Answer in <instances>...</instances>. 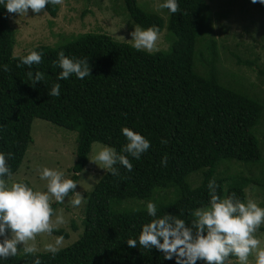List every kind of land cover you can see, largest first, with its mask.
I'll use <instances>...</instances> for the list:
<instances>
[{
	"label": "trees",
	"instance_id": "obj_1",
	"mask_svg": "<svg viewBox=\"0 0 264 264\" xmlns=\"http://www.w3.org/2000/svg\"><path fill=\"white\" fill-rule=\"evenodd\" d=\"M123 2L136 24L163 29V17L144 10L137 0ZM203 4L204 0H178L176 13L165 9L167 29L176 36L169 50L137 51L130 43L114 40L106 33L86 32L57 46H34L43 55L40 64L31 69L17 67L20 56L12 55L15 34L8 13L0 8V64L8 67L7 72L0 70V151L13 153L7 163L14 174L32 141L35 118L77 131L70 176L75 181L89 162L93 141L119 151L125 142L121 126L140 131L150 141L149 150L140 160L129 158L133 164L130 172L117 164L118 175L103 173L87 194L83 234L55 256L36 253L41 264H175L174 260H163L155 248H130L125 240L135 237L140 224L147 222L146 209L118 211L112 207L114 203L149 198L158 187L175 186L180 196L169 204L158 205L157 213L178 214L180 209L184 218L190 219V210L207 203L209 178H215L218 194L235 192L242 200L246 198L245 185L260 184L247 178L225 189V179L216 176L221 159L249 163L260 158L253 129L263 116L264 105L221 81L215 65L214 38L206 43L207 55L213 50L210 58L202 59L208 67L206 72L197 69L199 41L213 32ZM58 9V5H46V12L53 17ZM61 49L65 55L88 58L91 74L82 80L70 76L57 81L60 69L52 62ZM30 70L41 71L45 83L29 85ZM55 82L60 84V96L51 97L47 86ZM161 139L167 143L162 144ZM164 155L167 164L161 166ZM201 169L203 179L193 188L186 177ZM59 205L53 202L51 206L56 210ZM54 234L68 233L58 229ZM32 258L18 251L4 264H31Z\"/></svg>",
	"mask_w": 264,
	"mask_h": 264
},
{
	"label": "clouds",
	"instance_id": "obj_2",
	"mask_svg": "<svg viewBox=\"0 0 264 264\" xmlns=\"http://www.w3.org/2000/svg\"><path fill=\"white\" fill-rule=\"evenodd\" d=\"M250 2L264 5V0ZM62 4L63 0H0V8L19 17L27 16L29 9L36 14L34 16L44 15L46 5ZM158 7L167 9L170 14L176 13L178 0H160ZM133 29L129 33L131 38L127 39L131 47L137 51L153 52L159 38L158 26L135 24ZM24 52L17 67L28 66L31 69L33 65L40 64L42 52L35 47L26 48ZM12 55L15 58V51ZM52 64L60 69L56 74L57 81L67 80L70 76L82 80L91 74L88 58L65 55L63 49L56 53ZM0 70L7 72V65L0 64ZM27 76L31 86L44 82V74L39 70L35 73L30 70ZM47 94L60 96V84L55 82L47 86ZM120 133L125 142L119 151L108 144L93 141V155L88 158L114 176L119 174L117 164L130 172L133 164L129 158L138 161L150 148L149 139L140 131L121 126ZM161 143L167 141L161 139ZM12 156V152L0 151V264L17 256L18 251L25 257L31 255V264H41L36 253L43 251L55 256L64 239L62 235H53L66 224V219L63 209L54 210L52 203L78 207L84 196L75 190L80 184L70 178L65 168L37 167L39 180L43 182L40 188L25 180L13 179L14 173L7 163ZM160 164H167V155L161 157ZM206 187L207 203L190 210V219H185L180 209L178 214L164 211L158 215L156 203L145 201L149 219L140 224L135 237L125 240L126 244L130 248L148 251L155 248L163 260H174L175 264H197V261L201 264H264V245L254 235L264 223V207L251 198L242 200L235 192L218 194L214 177L208 179ZM38 235L41 237L39 247L36 243ZM45 236L50 239L45 240ZM230 257H234V261Z\"/></svg>",
	"mask_w": 264,
	"mask_h": 264
},
{
	"label": "rangeland",
	"instance_id": "obj_3",
	"mask_svg": "<svg viewBox=\"0 0 264 264\" xmlns=\"http://www.w3.org/2000/svg\"><path fill=\"white\" fill-rule=\"evenodd\" d=\"M140 7L151 13H156L164 19V27L159 32L156 49L169 50L176 36L167 29V13L160 9V0H137ZM203 13L209 16L213 27L212 36L199 41L196 49L195 63L199 72L204 73L207 65L202 60L210 58L213 52L208 50L206 43L209 38L216 41V62L219 77L222 82L238 92L257 98L264 105V5L251 3L250 0H204ZM55 17L48 12L34 16L29 9L27 16L16 13L7 14L15 34L14 50L16 55H23L24 49L39 44L57 46L74 39L78 34L106 33L114 40L131 44L129 33L136 23L127 11L123 0H63L58 5ZM42 14V12L40 13ZM198 54V59H197ZM201 57V58H200ZM258 140L260 158L253 162H241L232 159H221L216 169V176L224 178V188L229 184L243 182L244 179H254L260 184L248 183L244 186L246 198L253 199L264 207V112L261 120L253 129ZM32 141L26 151L23 162L13 179L25 180L40 188L43 182L36 172L39 166L65 168L71 176V168L75 161L77 150V131H72L50 121L35 118L31 128ZM93 155L92 148L89 157ZM104 169L94 162H88L79 174V184L76 191L84 198L78 207L67 203L60 204L56 210L63 209L66 224L59 229L68 234L63 236L60 249L67 247L79 239L84 231V208L87 194L91 192L101 178ZM203 179V169L193 171L186 177L187 183L195 188ZM180 196L175 186L156 188L149 198H128L114 203L118 211L123 209H145L144 202L152 200L156 205L169 204ZM59 235V234H53ZM254 235L264 245V223ZM45 240L50 239L44 237ZM41 237L36 243L40 246ZM43 252V251H38ZM251 262V256H250ZM234 261V260H233ZM201 264V263H197Z\"/></svg>",
	"mask_w": 264,
	"mask_h": 264
}]
</instances>
